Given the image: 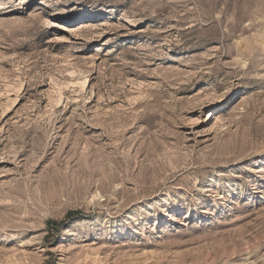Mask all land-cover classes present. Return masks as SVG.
Returning <instances> with one entry per match:
<instances>
[{
    "label": "rangeland",
    "instance_id": "rangeland-1",
    "mask_svg": "<svg viewBox=\"0 0 264 264\" xmlns=\"http://www.w3.org/2000/svg\"><path fill=\"white\" fill-rule=\"evenodd\" d=\"M0 264H264V0H0Z\"/></svg>",
    "mask_w": 264,
    "mask_h": 264
},
{
    "label": "bare ground",
    "instance_id": "bare-ground-1",
    "mask_svg": "<svg viewBox=\"0 0 264 264\" xmlns=\"http://www.w3.org/2000/svg\"><path fill=\"white\" fill-rule=\"evenodd\" d=\"M44 4H45L46 7L48 6V3L47 2H45Z\"/></svg>",
    "mask_w": 264,
    "mask_h": 264
}]
</instances>
